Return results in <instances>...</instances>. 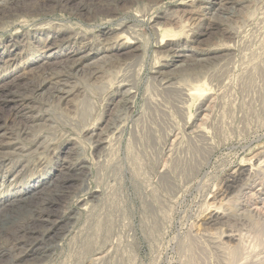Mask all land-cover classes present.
Returning <instances> with one entry per match:
<instances>
[{"label": "rangeland", "instance_id": "1", "mask_svg": "<svg viewBox=\"0 0 264 264\" xmlns=\"http://www.w3.org/2000/svg\"><path fill=\"white\" fill-rule=\"evenodd\" d=\"M12 2L0 264H264V0Z\"/></svg>", "mask_w": 264, "mask_h": 264}, {"label": "bare ground", "instance_id": "2", "mask_svg": "<svg viewBox=\"0 0 264 264\" xmlns=\"http://www.w3.org/2000/svg\"><path fill=\"white\" fill-rule=\"evenodd\" d=\"M4 1V4L3 5H8V4H11V3H13L12 2V0H3ZM17 1V0H16ZM39 1L40 0H38V2H37V6H35V5H32V7L31 8H29L30 9V12H35V11H37V10H39V12L41 11V13H42V11L43 10H46L47 8V6H42V5H40L39 4ZM45 1V0H44ZM62 1V0H61ZM235 1V0H234ZM28 2H30V1H28ZM3 3V2H2ZM1 4V3H0ZM27 4V3H26ZM2 8V7H1ZM49 8H51V7H49ZM64 8H65V6H64ZM80 8L81 9H83V6H80ZM22 9V8H21ZM91 9V8H90ZM222 9H224V8H222ZM64 10V9H63ZM29 12V11H28ZM52 12V11H51ZM54 12V11H53ZM58 12V11H57ZM59 12H61V11H59ZM1 15H0V17H2V16H7V15H11V12H8V10L7 9H5L4 7H3V9L1 10ZM28 15V14H27ZM33 15V14H32ZM13 17V16H12ZM6 18V17H5ZM134 51V50H133ZM80 60H82V58H80L78 61H75L74 63H73V65L72 66H74L77 62H79ZM102 64H105V63H100V64H98V67H99V69H101L102 67H101V65ZM98 72H101V71H99L98 70ZM90 74L89 75H95L97 72L94 70V71H92V72H89ZM41 74V73H40ZM42 75V74H41ZM49 76V75H48ZM52 77V76H51ZM44 79H48V78H44ZM43 80V79H42ZM42 82V81H41ZM55 84V87H54V92L56 93V94H58L59 95V98L58 99H65V97H67L69 94L68 93H70V91H65L64 89H63V86H62V84L61 83H59L58 81L56 82V83H54ZM30 88V87H29ZM35 88V87H34ZM38 88V87H37ZM1 89V92H2V94H0V98L1 97H3V96H1V95H4V96H6V97H10L11 98V101H22L23 99H18L19 97H17V96H15L16 94H15V92L16 91H12V89L11 90H6L5 88H3V87H1L0 88ZM29 90V89H28ZM129 93H130V90H129ZM15 94V95H14ZM15 98H17V100H14ZM125 100V99H124ZM125 104V103H124ZM128 107V106H127ZM99 140V139H98ZM105 143V142H104ZM1 144V143H0ZM1 153V152H0ZM257 157V156H256ZM259 157V156H258ZM260 172V171H259ZM256 173V172H255ZM246 174V173H245ZM251 176V175H250ZM258 179V178H257ZM259 182V181H258ZM254 184V183H253ZM248 185V184H247ZM246 187V186H245ZM246 189V188H245ZM239 192V191H238ZM222 193V192H221ZM31 194V193H30ZM246 197V196H245ZM244 197V198H245ZM28 199V198H27ZM262 202H263V200H262ZM263 206V205H262ZM253 210H255V208H253ZM252 210V211H253ZM257 211H259V210H257L256 209V211H253V212H257ZM264 211V210H263ZM215 213H216V211H215ZM216 215H217V213H216ZM218 216V215H217ZM246 218V217H245ZM62 219V218H61ZM228 237V236H227ZM242 241V240H241Z\"/></svg>", "mask_w": 264, "mask_h": 264}]
</instances>
